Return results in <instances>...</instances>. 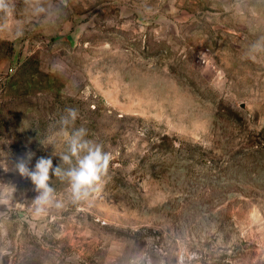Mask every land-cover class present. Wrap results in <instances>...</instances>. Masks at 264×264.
Masks as SVG:
<instances>
[{"label": "rangeland", "instance_id": "1", "mask_svg": "<svg viewBox=\"0 0 264 264\" xmlns=\"http://www.w3.org/2000/svg\"><path fill=\"white\" fill-rule=\"evenodd\" d=\"M81 126L107 173L37 214ZM4 188L0 264H264V0H0Z\"/></svg>", "mask_w": 264, "mask_h": 264}, {"label": "clouds", "instance_id": "2", "mask_svg": "<svg viewBox=\"0 0 264 264\" xmlns=\"http://www.w3.org/2000/svg\"><path fill=\"white\" fill-rule=\"evenodd\" d=\"M78 112L74 108L66 109V116L62 117L61 123L75 124ZM88 129L84 126L75 128L66 133L67 150L61 155L64 164L71 165L67 170L59 166L53 167L51 158L41 156L34 166L30 167L33 153L21 157L16 164V169L21 177L29 178L39 193L34 199L33 207L37 214L43 213L51 206L60 207L56 202L54 189L49 185L50 172L61 179L69 182V191L73 200L87 198L89 193L98 185L101 177L107 173L111 154L104 151L101 143L87 139ZM75 159V164L72 161ZM12 189H0V203H7V197L12 194ZM181 264L183 260L181 259Z\"/></svg>", "mask_w": 264, "mask_h": 264}]
</instances>
